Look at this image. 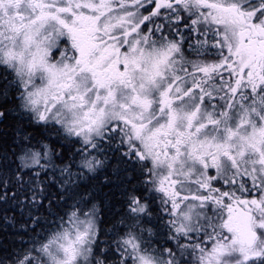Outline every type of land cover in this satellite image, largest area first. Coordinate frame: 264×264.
<instances>
[{
	"label": "snow or ice",
	"instance_id": "obj_1",
	"mask_svg": "<svg viewBox=\"0 0 264 264\" xmlns=\"http://www.w3.org/2000/svg\"><path fill=\"white\" fill-rule=\"evenodd\" d=\"M0 264H264V0H0Z\"/></svg>",
	"mask_w": 264,
	"mask_h": 264
}]
</instances>
